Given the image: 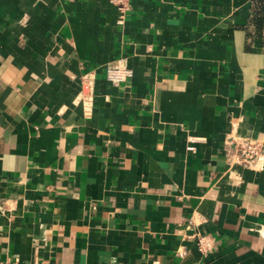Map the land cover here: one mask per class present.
<instances>
[{
    "label": "crops",
    "instance_id": "0c3cea01",
    "mask_svg": "<svg viewBox=\"0 0 264 264\" xmlns=\"http://www.w3.org/2000/svg\"><path fill=\"white\" fill-rule=\"evenodd\" d=\"M116 18L108 0H0V262L264 264V155L228 159L230 136L264 145V0H127Z\"/></svg>",
    "mask_w": 264,
    "mask_h": 264
},
{
    "label": "built area",
    "instance_id": "2783aa9c",
    "mask_svg": "<svg viewBox=\"0 0 264 264\" xmlns=\"http://www.w3.org/2000/svg\"><path fill=\"white\" fill-rule=\"evenodd\" d=\"M113 3L117 8L116 22H119L124 15L127 7V0H108ZM131 74V68L127 64L126 57L123 55L111 60L105 65L104 77L109 82L116 84L123 81ZM83 82L86 88H89V77L83 74ZM228 143L230 145V153L228 159L234 162L243 164L254 168L260 158L264 155V145L258 139L254 138H235L230 136ZM187 149H193V145H186ZM195 242L198 250L205 253L211 246V238L203 233L196 232ZM0 264H10V260H3Z\"/></svg>",
    "mask_w": 264,
    "mask_h": 264
},
{
    "label": "trees",
    "instance_id": "16d2710c",
    "mask_svg": "<svg viewBox=\"0 0 264 264\" xmlns=\"http://www.w3.org/2000/svg\"><path fill=\"white\" fill-rule=\"evenodd\" d=\"M253 22H255V24H257V22H258V17L257 16H254Z\"/></svg>",
    "mask_w": 264,
    "mask_h": 264
}]
</instances>
